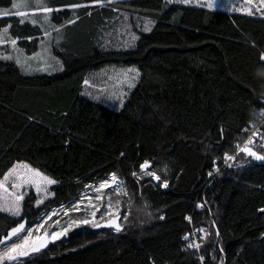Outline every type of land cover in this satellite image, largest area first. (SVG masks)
<instances>
[{
  "label": "trees",
  "instance_id": "trees-1",
  "mask_svg": "<svg viewBox=\"0 0 264 264\" xmlns=\"http://www.w3.org/2000/svg\"><path fill=\"white\" fill-rule=\"evenodd\" d=\"M16 1L0 0V10ZM41 1L54 9L59 33L41 19L21 25L20 17H0V31L11 24L28 55L51 42L62 65L27 74L0 59V182L23 162L56 184L43 206L29 198L19 218L0 212V240L20 223L32 227L47 209L70 206L112 173L128 193L119 212L128 219L119 234L77 227L19 264H201L185 249L193 226L211 231L200 248L204 264H264V161L241 153L232 167L223 162L254 131L264 134L251 117H264V18L166 0ZM76 3L88 7H69ZM118 67H135L139 77L115 109L89 95L85 81L108 83ZM145 161L160 182L142 174Z\"/></svg>",
  "mask_w": 264,
  "mask_h": 264
},
{
  "label": "rangeland",
  "instance_id": "rangeland-1",
  "mask_svg": "<svg viewBox=\"0 0 264 264\" xmlns=\"http://www.w3.org/2000/svg\"><path fill=\"white\" fill-rule=\"evenodd\" d=\"M35 4H36V0ZM169 3L172 4H178L182 6H189V7H195V8H203L207 10H212V11H224V12H229V13H238L246 16H257V17H262L264 18V11H256L257 6L259 5V0H253V4L251 6V10L253 12V15H248L246 9L249 7L247 0H190L189 3H180L177 2V0H166ZM20 1H16L15 3H19ZM33 1L31 0V3ZM42 3V1L40 0ZM212 4V7H208L209 4ZM15 9H12L11 11H14ZM17 10V9H16ZM15 10V11H16ZM21 11H27L29 13L35 12L36 13V19L37 21L39 19L43 20L44 13L40 11L38 8L36 9H30V8H21L18 9ZM28 22H31L30 20H26ZM149 22H145L144 25L147 26ZM48 25V24H47ZM51 43V42H50ZM50 43L44 45L40 51L33 55H28L24 50L19 48L18 46L16 50H13L12 46L10 43H5L0 45V57L3 56H11L12 59H5V60H14L17 63V59L20 60V63H17L21 69L27 73V74H32V73H47V74H52L54 71H57L58 69L62 68L61 62L59 59H57L53 53L50 51ZM52 45V43H51ZM46 50L51 52V55L55 57V60L49 59L47 57V52ZM38 57V58H37ZM48 60L47 65H51V67H47L45 61ZM130 69H135V72L129 71ZM114 75L110 77V82L104 83L102 80H98L96 82H87L86 87H87V92L89 95L95 97V95H102L104 96V100L111 105L115 109H120L122 107V104L124 102L125 97L128 95V92L133 88V86L136 84V81L139 76H136L137 68L135 67H130V68H125V67H118L113 70ZM132 77H135V79H131ZM261 128V126L259 127ZM259 136V135H258ZM247 139L241 144L243 146L246 143ZM255 138H254V143H255ZM255 149H259L260 145L254 144ZM243 154V153H242ZM254 161H259L255 160ZM18 164V163H17ZM16 164V165H17ZM28 164V163H26ZM30 165V164H28ZM31 166V165H30ZM32 167V166H31ZM34 168V167H33ZM9 173V172H8ZM44 174V173H43ZM45 175V174H44ZM47 176V175H46ZM49 177V176H47ZM50 178V177H49ZM52 179V178H51ZM110 179V178H108ZM118 181L121 183V187L123 188L124 192V183L123 181L118 178ZM0 183L4 185V187L8 190L5 192L3 189H0V212L3 214H6L10 217L14 218H19L21 217L24 212H25V204L26 200L29 198H35L36 207H41L43 206L48 200H50L53 196L52 194V188L53 185L48 186V191L47 193H44L41 191L40 193L36 192L35 187H30L26 186L22 189H15L13 190L11 188L12 184V179L9 178L8 180L3 179ZM101 183V182H100ZM96 185H90L87 187V189L83 192L82 196L75 200L70 206H61V207H53L50 209H47L46 211L43 212L41 217L36 221L34 225L41 224L43 223V228L39 230V232H33L32 236V242L33 244L36 245L38 242V239H36L37 236H44L47 234V237L49 238V242L51 244L60 241L64 238H66L71 231L76 229L77 227H93L91 224H80L79 226H76L75 224L71 225L70 230L67 232V235L61 236L57 240H51V234L53 232H58L62 228L67 227L69 224H71L72 220H83V219H92L91 212H92V205H95L99 211L96 212V222L103 223L110 220L109 215L107 214V205L109 200L112 201L113 203V211H116V205L115 202L117 199L120 200V213L122 211V201L123 198L122 196H125L123 193L117 194L113 192L111 188L106 189L100 193H97L94 189L99 186V184ZM13 191L16 193H23L24 199L20 202V214L19 215H13L11 211H8L9 208V194H11ZM100 195L102 197L101 200H97L96 196ZM87 197L91 198V201L87 199ZM38 200H42L43 203L37 204ZM79 202L80 204V211H73L72 208L73 206ZM68 212V215H64L65 212ZM56 213L55 215L51 216V219H47L48 214L50 213ZM119 213V214H120ZM121 216V214H120ZM46 220V222H45ZM58 221V223H57ZM33 225V226H34ZM32 226V227H33ZM31 228V227H30ZM27 235V228L21 238ZM211 236V231L208 230V236ZM22 239L17 240L14 243H21ZM11 245L7 246L10 247ZM6 247V248H7ZM6 248L1 249L0 253L4 252ZM31 251V248H29V252ZM32 254V253H30ZM29 254V255H30ZM19 259V258H18ZM2 262V261H0ZM11 262V261H9Z\"/></svg>",
  "mask_w": 264,
  "mask_h": 264
},
{
  "label": "snow or ice",
  "instance_id": "snow-or-ice-1",
  "mask_svg": "<svg viewBox=\"0 0 264 264\" xmlns=\"http://www.w3.org/2000/svg\"><path fill=\"white\" fill-rule=\"evenodd\" d=\"M109 2H111V0H109ZM177 2L186 4V3H189L190 0H177ZM92 3L94 5H102L104 3V0H92ZM247 3L249 5V7L246 9L247 14L253 15V12L251 10L253 0H247ZM31 7H33L31 0H20L19 3H13L12 4V9H17L16 11L13 12L11 10H0V17L14 15L16 17H20L19 24H21V25L25 24L26 20H30L31 23L36 24L38 21L36 19V13L35 12L29 13L27 11L18 10L21 8H31ZM35 7L44 13L43 23L52 26L53 29L57 33H59L61 31V29L56 27L55 25H51L50 14L54 11V9L47 6L46 4L41 3L40 0H36ZM69 7H71L72 9H79V8L88 7V5L76 3V4L70 5ZM208 7H212V4L210 3L208 5ZM55 11H60V9H55ZM256 11H258V12L264 11V0H259V5L257 6ZM75 22H76L75 20L69 21V23H75ZM11 28H12V25L8 24L6 27H4L2 29V31H0V45L5 44V43H10L13 50L18 51V49L16 47L18 38H13L9 34V29H11ZM45 35H50V33H48L47 29H45ZM27 39H32V38L27 37ZM46 52H47V57L49 59L55 60V57L51 55L50 51L46 50ZM0 59H12V57L9 55V56L0 57ZM260 62H261V64H264V55H262L260 57ZM17 63H20L19 59H17ZM45 63H46L47 67H51V65H47V61H45ZM129 71L135 72V69H130ZM136 76H139L138 72H136ZM131 79L134 80L135 77H132ZM85 83H87V81H85ZM262 115H264V113H262ZM244 131H247V129H245ZM258 135H259V140L261 141L260 148L264 149V134H260L257 131H254L252 133V135L248 136L247 141L243 146H241L240 144L235 145V147L237 149L235 154L230 155L228 153H225V155L223 157V162L226 164V166L232 167L236 161L237 155H239L241 153H243L245 156L253 158L255 160L264 161V154L254 150V137H257ZM213 165H214V171L218 172L219 168L216 167V161H213ZM139 168H140L143 175L149 176L158 182L161 181V176H159L155 172L149 170L150 164L148 161H145L144 163H142L139 166ZM136 175H137V173L133 172V176H136ZM212 175H213V172L209 171L208 176L211 177ZM9 178L12 179L11 188L13 190L22 189L26 186H30V187H35L37 193H40L41 191H43L44 193H47L48 186L56 183L55 179H51V178L47 177L38 169L33 168L30 165L23 163V162H18L17 165L13 166V168L10 169L9 173H7L5 175L4 179L8 180ZM162 186L164 188L168 187L167 180L163 181ZM86 187H88V186H86ZM109 188H111L113 190V192H115L117 194L123 193L124 195H128V193L124 192L123 188L121 187V183L118 181V177L115 173L110 174V179H105L104 181H102L99 184V186L96 187L94 190L97 193H100V192H102L106 189H109ZM0 189H3L5 192L8 191L2 183H0ZM23 199H24L23 193H16L15 191H13L11 194H9V205L10 206L8 208V211H11L13 215H19L20 211H21L20 202ZM87 199H89V201H91L90 197H87ZM96 199L101 200L102 197L100 195H97ZM40 203H43V201L38 200L37 204H40ZM115 205H116V211H113V203L111 200H109L108 205H107V209H108L107 214L109 215L110 220L104 226L113 228V229H115L116 232L119 233V232L123 231L122 225L119 221H121V219L127 220L128 219V213H127V211H125V214L123 215V217L120 216V214H119V212H120V200L119 199L116 200ZM198 207H203V205H198ZM92 209H93L91 212L92 219L72 220L71 224H69L67 227L62 228L58 232H53L51 234V240L54 241V240L59 239L61 236L67 235V232L70 230L72 224H75L76 226H79L80 224H91L93 227H100L101 225L96 222V212L99 211V209H97L95 207V205H92ZM72 210L73 211H80L81 210L79 202H77L73 206ZM258 211L260 213L264 214V207H261L260 209H258ZM55 214L56 213H54V212L48 214L47 219H51V216L55 215ZM64 215H68V212L66 211L64 213ZM164 218L165 217L163 215H161L159 217V219H161V220H163ZM186 219H190V217H186ZM45 222H46V220H45ZM57 223H58V221H57ZM213 227H215V222H213ZM41 228H43V223L37 224L31 228H28L27 229V235H24L22 238L18 234L25 231V223H20L17 227L12 228L11 232L8 233V237L6 239L11 238V237H17V239H22V242L21 243H12L10 247H7L4 252L0 253V261L7 260V261H12V262H17V264H19L18 258L28 256L29 255V248H31V250L33 252H35V251H39V249L41 247H45L47 242H48L47 234H45L44 236H37L36 237V239L40 240L39 245H35L32 242L33 232L34 231L39 232V230ZM198 231L201 233H205L207 235L204 228H200V229H198ZM216 235L217 236L219 235L218 230L216 231ZM188 238H189L188 236L184 237L185 240H188ZM4 243H5V240H0V244H4ZM200 246L201 245L199 243H189L188 244V248L199 249ZM200 260L203 261L204 257L201 256ZM153 264H154V262H153Z\"/></svg>",
  "mask_w": 264,
  "mask_h": 264
},
{
  "label": "built area",
  "instance_id": "built-area-1",
  "mask_svg": "<svg viewBox=\"0 0 264 264\" xmlns=\"http://www.w3.org/2000/svg\"><path fill=\"white\" fill-rule=\"evenodd\" d=\"M261 119H264V117ZM262 125H263V123H261L258 126H262ZM200 228H204L207 235L205 233L199 232L198 229H200ZM186 236H188L189 238H188V240L184 239V241L186 242L185 249L187 251L188 250H194V252H198L199 256L197 258L200 260V257L202 256L201 251H200L201 246L199 249L188 248V244L189 243H199L200 245H202V242L205 241V239L208 237V229L204 226H193L192 231H190V233H188ZM200 262H201V264H204V260L203 261L200 260Z\"/></svg>",
  "mask_w": 264,
  "mask_h": 264
},
{
  "label": "water",
  "instance_id": "water-1",
  "mask_svg": "<svg viewBox=\"0 0 264 264\" xmlns=\"http://www.w3.org/2000/svg\"><path fill=\"white\" fill-rule=\"evenodd\" d=\"M109 221V220H108ZM108 221H106V222H103V223H101L100 225V227H94V230L95 231H98V230H101V229H112V230H114L115 231V229H113V228H110V227H105L104 225L108 222ZM120 222V221H119ZM23 223H25V230H26V227H27V225H26V222H23ZM11 232V231H10ZM24 232V231H23ZM22 232V233H23ZM22 233H20V234H18L19 236L22 234ZM120 233V232H119ZM118 232H116L115 231V234H119ZM8 237V236H7ZM6 237V238H7ZM6 238H4L3 240H5V243L4 244H0V247L1 246H5V245H8V244H10L14 239H16L17 237H11V238H8V239H6ZM48 238V237H47ZM40 244V240H38V242L36 243V245H39ZM49 244H50V242H49V238H48V242H47V244H46V246L45 247H41L40 249H39V251H35V252H33L32 250L29 252V254L30 253H38V252H42L43 250H45L48 246H49Z\"/></svg>",
  "mask_w": 264,
  "mask_h": 264
},
{
  "label": "clouds",
  "instance_id": "clouds-1",
  "mask_svg": "<svg viewBox=\"0 0 264 264\" xmlns=\"http://www.w3.org/2000/svg\"><path fill=\"white\" fill-rule=\"evenodd\" d=\"M251 117L254 123H264V119H258L256 113H252Z\"/></svg>",
  "mask_w": 264,
  "mask_h": 264
}]
</instances>
